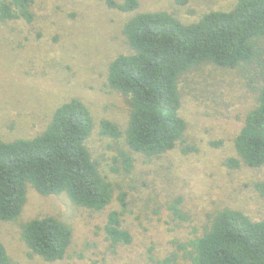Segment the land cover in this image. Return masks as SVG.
Here are the masks:
<instances>
[{
	"label": "rangeland",
	"instance_id": "obj_1",
	"mask_svg": "<svg viewBox=\"0 0 264 264\" xmlns=\"http://www.w3.org/2000/svg\"><path fill=\"white\" fill-rule=\"evenodd\" d=\"M138 1L137 11L122 12L98 0H33L32 23L0 20V139L38 136L60 105L78 98L95 122L88 149L117 190L112 203L96 212L74 205L66 194L42 196L29 186L20 219L0 221V239L11 264H160L177 253L179 243L201 237L223 209L264 220V194L258 188L264 185V167L227 166L238 158L234 140L264 85L254 68L205 64L185 74L179 88L187 131L174 150L158 158L129 149L125 132L133 104L108 84L110 64L132 54L124 28L136 14L168 12L192 24L209 12L233 10L239 0H188L184 5L177 0ZM103 120L116 124L122 136H102ZM123 152L134 160L129 174L121 162ZM120 190L128 197L122 227L133 242L116 247L105 227L109 214L121 210ZM177 201L184 219L171 208ZM46 216L73 230L66 257L53 263L31 256L22 240V225ZM177 264H188L182 253Z\"/></svg>",
	"mask_w": 264,
	"mask_h": 264
},
{
	"label": "trees",
	"instance_id": "obj_2",
	"mask_svg": "<svg viewBox=\"0 0 264 264\" xmlns=\"http://www.w3.org/2000/svg\"><path fill=\"white\" fill-rule=\"evenodd\" d=\"M98 1L122 12H135L140 6L138 0ZM32 6L33 0H3L0 20L32 23ZM124 35L132 54L121 55L110 64L108 84L131 100L125 141L132 152L146 158L165 155L184 139L187 123L180 116L179 81L190 70L205 64L228 70L245 67L254 68L264 78V0H239L233 10L209 12L192 24L168 12L138 13L126 23ZM94 129L89 107L72 98L55 110L38 136L10 142L0 139V221L20 219L29 186L42 196L66 194L76 206L104 211L117 190L88 149ZM100 134L119 139L122 131L103 120ZM234 144L238 158L227 162L229 168L264 167V85ZM120 157L125 172L131 173L133 158L124 152ZM258 188L264 194V185ZM117 199L121 210L109 214L105 231L113 246H128L133 237L122 227L127 194L120 190ZM179 205L177 201L171 208L184 219ZM22 240L31 256L53 263L66 257L73 230L57 217L46 216L23 224ZM178 253L188 264H264V220L223 209L201 237L179 243L177 253L160 264H177ZM0 264H11L1 239Z\"/></svg>",
	"mask_w": 264,
	"mask_h": 264
}]
</instances>
